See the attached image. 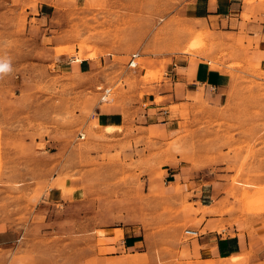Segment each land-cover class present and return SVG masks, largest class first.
<instances>
[{
	"label": "rangeland",
	"instance_id": "374dc122",
	"mask_svg": "<svg viewBox=\"0 0 264 264\" xmlns=\"http://www.w3.org/2000/svg\"><path fill=\"white\" fill-rule=\"evenodd\" d=\"M186 1L0 0V55L13 62L0 79V205L30 225L0 264H76L110 227L154 239L159 257L176 213L161 182L168 165L227 181L229 209L264 212V72L227 60L230 45L196 30ZM198 49H218L214 64L236 68L232 85L220 98L200 86L169 106V140H155L136 126L163 100L153 85L176 55ZM136 51L138 67H128ZM65 55L91 70L59 66ZM107 106L124 109V125L106 129ZM54 186L66 196L42 200Z\"/></svg>",
	"mask_w": 264,
	"mask_h": 264
},
{
	"label": "crops",
	"instance_id": "0c3cea01",
	"mask_svg": "<svg viewBox=\"0 0 264 264\" xmlns=\"http://www.w3.org/2000/svg\"><path fill=\"white\" fill-rule=\"evenodd\" d=\"M182 14L196 30L207 28L220 45H230L232 54L227 60L256 64L264 72V0H187ZM217 53L218 49L192 50L168 62L152 92L154 97L159 91L163 100L159 104L149 100L153 104L146 109L145 125L136 126L151 130L155 140H169V125L174 122L169 106L187 102L200 86L215 90L220 98L232 85L236 68L226 61L222 68L215 65L211 57ZM56 63L80 73L89 72L92 66L87 58L77 61L66 55ZM98 114L105 126L125 124L124 109L118 106H107ZM161 182L169 208L176 213L165 232L169 237L166 250L159 257L154 253V239L127 230L115 234L110 227L102 237L95 235L92 251L76 264H264V212L229 209L227 181L204 180L187 166L168 165ZM64 196L54 186L44 190L41 199L59 202ZM9 208L0 205V262L13 259L30 226L16 221ZM185 228L196 229L199 235L188 238Z\"/></svg>",
	"mask_w": 264,
	"mask_h": 264
},
{
	"label": "built area",
	"instance_id": "2783aa9c",
	"mask_svg": "<svg viewBox=\"0 0 264 264\" xmlns=\"http://www.w3.org/2000/svg\"><path fill=\"white\" fill-rule=\"evenodd\" d=\"M141 56L140 52L136 51V52H132L129 60H128V67L131 68H136L138 67V63H137V59ZM110 91V88H105L103 90V96L101 97L102 100H106L107 99V95ZM184 234L188 237H197L199 235V232L196 229H192V228H185L184 229Z\"/></svg>",
	"mask_w": 264,
	"mask_h": 264
},
{
	"label": "clouds",
	"instance_id": "9594fccd",
	"mask_svg": "<svg viewBox=\"0 0 264 264\" xmlns=\"http://www.w3.org/2000/svg\"><path fill=\"white\" fill-rule=\"evenodd\" d=\"M13 72V62L11 57L0 55V79L10 75Z\"/></svg>",
	"mask_w": 264,
	"mask_h": 264
},
{
	"label": "bare ground",
	"instance_id": "6f19581e",
	"mask_svg": "<svg viewBox=\"0 0 264 264\" xmlns=\"http://www.w3.org/2000/svg\"><path fill=\"white\" fill-rule=\"evenodd\" d=\"M191 46H193V43L191 44ZM186 47H187V46H186ZM189 47H190V46H189ZM189 47H188V48H189ZM188 48H187V49H188ZM190 48H191V47H190ZM71 50H72V49H71ZM71 50H70V51H71ZM67 51H68V50H67ZM77 60H79V59H77ZM228 64H229V63H228ZM233 65H234V64H233ZM149 74H150V73H149ZM151 74H152V72H151ZM151 74H150V75H151ZM115 128H117V126H113V125H107V126H106V129H108V130H114ZM189 264H190V263H189Z\"/></svg>",
	"mask_w": 264,
	"mask_h": 264
}]
</instances>
